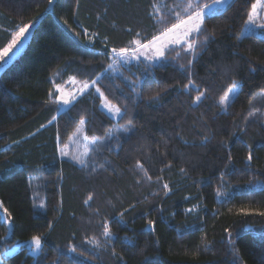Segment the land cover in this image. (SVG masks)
Here are the masks:
<instances>
[{
	"label": "trees",
	"instance_id": "16d2710c",
	"mask_svg": "<svg viewBox=\"0 0 264 264\" xmlns=\"http://www.w3.org/2000/svg\"><path fill=\"white\" fill-rule=\"evenodd\" d=\"M256 1L207 14L193 49L113 73V49L215 0H0V46L41 17L0 73V201L13 220L7 237L0 214V264H264V37L241 36ZM58 75H101L119 117L94 90L60 109ZM83 121L93 145L80 164L62 148Z\"/></svg>",
	"mask_w": 264,
	"mask_h": 264
},
{
	"label": "rangeland",
	"instance_id": "374dc122",
	"mask_svg": "<svg viewBox=\"0 0 264 264\" xmlns=\"http://www.w3.org/2000/svg\"><path fill=\"white\" fill-rule=\"evenodd\" d=\"M230 1L231 0H221L220 3H213L211 5H206L207 7L203 6L201 8H198L196 11L202 10L205 18V16L209 13L217 12L225 8ZM54 2L55 0H52L49 9H53ZM255 5H256L255 9H253L252 7V10L250 12V15H252L254 22H250L248 20L246 26L244 27L241 33V36H244L249 33H256L264 37V1L257 0ZM40 18L41 17L34 18L26 23L30 25L29 30L25 33V35L21 38V40L17 43V45L8 53V55L4 58V60L0 61V73L25 49L31 38L33 30L40 21ZM181 20H187V17ZM20 27H18L14 31L8 30V34H9L8 40L6 42L4 41V44L0 46V51H2L5 47H7V45L11 42L12 38L15 36L16 32L19 31ZM185 31H186V26H181L178 29H174L173 32L169 33L168 36L165 37L162 41L154 42V44L149 46L148 48H140L139 45L130 48V49H136L138 54H131V53L119 54V51H116V53H113L112 63L109 66L108 70H110L113 73H119L121 64H128L130 62H137L139 60H146L148 62L159 61L162 57H157L156 55L157 47H160L161 45H166L164 47V52H165V50L171 46L180 45V44L188 45L189 43H192L190 38L196 32H191L187 36H185L184 35ZM169 39L172 40L179 39L180 43L179 44L168 43ZM148 57H153V58L148 59ZM99 77H101V75L93 80H83L73 75H70L67 78H60V75H58L56 78L57 80H56L53 96L59 102L60 109L65 110L70 105H72L76 100H78L83 95H85L87 92L94 90L101 97L103 109L106 110L113 117L115 118L119 117L121 111L120 113H117L115 111V109L119 107L113 104L111 101H109V99L104 95L102 90L99 88L97 83ZM85 85H87V87H85ZM238 90H239L238 86H233L231 88V91L227 93L228 94L227 101L223 102L222 104L226 106L229 102H231L233 98L236 96ZM61 97L63 98V100H68L69 103H64L63 100L60 99ZM73 97H75V99H73ZM85 130H86L85 123L83 121L82 123H80L76 132L71 136L67 145H65L62 148L63 155L71 157L80 164H83L85 162L87 154L91 146L93 145V140L87 136ZM80 161H83V163H81ZM0 214L3 220L7 223L8 226L7 237H10L12 235V230H13V220L12 217L8 214V212L2 208L1 201H0ZM27 243L31 246V252L33 254L39 253L41 249V239H40L39 248L36 247L33 239L28 240ZM18 249H19V244L5 254L6 256H9L15 253ZM1 261L2 264H9V262L5 260L3 256L1 257Z\"/></svg>",
	"mask_w": 264,
	"mask_h": 264
},
{
	"label": "snow or ice",
	"instance_id": "6c2138e0",
	"mask_svg": "<svg viewBox=\"0 0 264 264\" xmlns=\"http://www.w3.org/2000/svg\"><path fill=\"white\" fill-rule=\"evenodd\" d=\"M52 0H49V3H51ZM216 3H220L221 0H215ZM191 7V5H190ZM207 7V6H206ZM253 9H255L256 5L253 4ZM204 19V14L203 11H195L191 15L187 17V20H180L179 23L173 24L171 28L165 29L163 33H161L159 36H153L152 40L148 41L147 44H141L139 45L140 48H148L149 46L153 45L154 42L157 41H162L165 37L168 36L169 33H172L174 29H178L181 26H186V31L184 33L185 36H187L191 32H198L201 29V24L203 23ZM248 20L250 22H254L252 15H249ZM30 25L29 24H24L22 27L19 28V31L16 32L15 36L12 38L11 42L5 47L2 51H0V61L4 60V58L8 55V53L17 45V43L21 40V38L25 35V33L29 30ZM168 43H176L179 44L180 40L179 39H169ZM166 45H161L160 47L156 48V55L157 57H163L164 56V47ZM188 49H193L194 44L189 43L187 45ZM113 53H116V49H113ZM125 53H131V54H138L136 49H127V48H122L119 50V54H125ZM153 57H148V59H152ZM94 83V82H93ZM87 87V85H85ZM187 87V86H185ZM231 91V89L229 90ZM204 93H201V96H203ZM200 96H198L196 99L200 100ZM60 99L63 100L61 97ZM75 99V97H73ZM228 99V94L226 93L225 96L222 98L221 103L227 101ZM64 103H69L68 100H63ZM115 111L117 113H120V109L116 108ZM55 119V117H53ZM66 154V153H65ZM248 159H251V155H249ZM83 163V161H80ZM164 187H167V185H164ZM261 215H264V213H261ZM122 218V217H121ZM148 223L151 225L152 221H148ZM104 234L106 236H110L111 233L109 232L108 228L105 226L104 227ZM2 239V238H0ZM33 241L35 242V245L37 248L40 247V238L37 236L32 237ZM75 249H73L74 251Z\"/></svg>",
	"mask_w": 264,
	"mask_h": 264
},
{
	"label": "crops",
	"instance_id": "0c3cea01",
	"mask_svg": "<svg viewBox=\"0 0 264 264\" xmlns=\"http://www.w3.org/2000/svg\"><path fill=\"white\" fill-rule=\"evenodd\" d=\"M264 1V0H263Z\"/></svg>",
	"mask_w": 264,
	"mask_h": 264
}]
</instances>
